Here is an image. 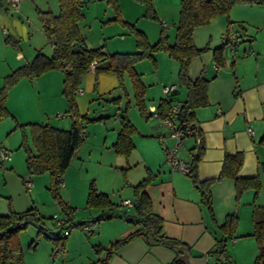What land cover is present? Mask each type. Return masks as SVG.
I'll list each match as a JSON object with an SVG mask.
<instances>
[{
    "label": "rangeland",
    "instance_id": "rangeland-1",
    "mask_svg": "<svg viewBox=\"0 0 264 264\" xmlns=\"http://www.w3.org/2000/svg\"><path fill=\"white\" fill-rule=\"evenodd\" d=\"M147 1L115 0L117 5L115 7L112 0H82L80 10L83 17L79 22V28L85 38V45L89 48L102 45L107 53L134 52L137 50L134 29L144 32L150 43L155 42L154 40H157L162 31L172 42L175 37L178 12L174 17L164 19L152 17L150 4ZM37 10H51L53 13H57L58 0H20L17 8L9 5L7 0H0V88L5 82L6 76L18 67L19 59L24 60L25 56L31 58L39 50L46 54L52 51L51 44L42 30ZM223 16L226 17V15ZM223 16L219 18L221 21L224 19ZM163 23L166 24L165 28H163ZM3 30H6L7 35L15 38L17 42H5L6 33ZM219 30L220 26L215 25V22L211 25L207 23L196 26L193 31V41L198 47L209 45L213 48L217 44L216 40L221 37ZM153 57L154 61L151 57H143L134 64V69L140 73L144 84V102L147 109L144 115L136 105L133 86L127 72L123 74L121 80L114 75L116 86L105 89V92H100L103 88L101 86L103 81L101 78L98 79L93 71H89L83 76L80 88L86 90L87 86L91 92L88 98L86 96L80 99L78 106L82 115H85V118L81 119L85 125V138L77 149L76 157L72 159V163L63 173V176L65 174L72 175L76 190L82 186H89V183L93 181L97 189H116L114 191L117 193L123 188H128L127 179H135L136 182H139L137 180L150 175L149 171L143 167V160H146L144 152L152 155L150 160L152 166L157 162L156 154L159 155V151L164 155L160 136H169L170 129L153 114L151 104H157L161 98L182 101L186 96V91L182 86H178L177 92H170L168 95L164 93V86H169L172 83L178 85V64L164 50L155 51ZM194 69L190 70L189 68V75L192 78L195 74ZM46 73L53 75L46 82L40 75L31 79L21 77L7 90L6 104L12 117L9 116L0 122V150L9 151L11 157L19 159V163L17 162L16 166H12V168H10V162L6 161L5 164H0V214L8 212L9 201H19L17 196L21 194L22 190L27 196L34 194L36 190L38 194L35 201L32 202V206L44 217L47 228H44L43 232L51 238L46 237L33 224L19 231L18 241L22 255V262L20 261L19 264H63L64 256L70 257L73 264H78L80 259H88V255L92 258L89 260L96 258L93 256H97V252L90 247L91 243L95 242L96 232L83 231L80 225L73 226L69 236L73 235L74 241L67 247L66 240L69 236L60 235L61 238L58 237L60 229L51 217L54 212L63 216V209L48 189L50 184L48 172L29 174L25 164L24 148L20 145L22 128L16 127L19 122L16 121L14 117L16 115L11 111H16L20 116L32 118L31 120H36L41 115L44 116L45 113L44 120H37L57 124L55 122L60 123L64 119L69 121V126H71V118L66 112L67 105L62 111L57 110L56 107L59 106L58 100H62L64 97L62 76L58 79L62 72L58 69H51ZM56 73L57 81L54 77ZM87 75L91 77L89 83H86L85 80ZM77 95H82L80 90ZM58 114L64 115V117L60 118L61 115ZM121 114L127 115L135 127L133 134L135 149L132 158L139 163L130 170H123L120 167L115 160L120 158V154L112 151L110 147V135L116 136V130L119 129V122L115 124L113 119H118ZM24 130L28 133L29 129L27 127ZM107 134L109 137L106 139ZM186 137H190V135ZM173 142L174 140L169 139L170 145ZM179 154L178 151L177 155L179 156ZM21 170L26 172L21 173ZM21 176L24 179L26 176L32 178L30 189H26ZM58 192L61 199H66V187L59 185ZM110 197L114 202L119 203V199H116L115 195L113 197L111 192ZM26 204L22 205L20 210L27 208ZM254 206L264 205L255 203ZM77 209L79 212L77 220H80L86 210L83 204ZM93 224L91 227H95ZM33 241L35 242L34 248L30 247Z\"/></svg>",
    "mask_w": 264,
    "mask_h": 264
},
{
    "label": "crops",
    "instance_id": "crops-1",
    "mask_svg": "<svg viewBox=\"0 0 264 264\" xmlns=\"http://www.w3.org/2000/svg\"><path fill=\"white\" fill-rule=\"evenodd\" d=\"M179 2L180 0H151V5L155 16L164 19L174 17L177 14ZM219 18H222V16L215 17L208 23L211 25L215 22V25L220 26L219 33L221 37L216 40L215 43L217 44L214 47L222 44L229 20L233 21L230 25L233 29L238 28L239 24L242 25L245 34L234 49L225 45L224 65L219 66L214 62L212 48L209 45L208 51L193 58L190 63V70L195 68L194 77L202 75L209 79L208 104L197 107L194 111V123L199 129L200 137L204 143L202 158L197 163V177L199 181H207L217 177L222 167L224 154H234L237 151H242L243 161L237 175L241 177L258 175L261 183L260 190L255 195L253 189H245L239 199L236 200L232 179L225 177L214 180L210 184L213 212V217H211L205 204L201 201L200 192L195 187L192 178L187 174L172 170L165 162L163 152L159 151L160 154H156L157 162L153 166L150 162L152 155L144 152L146 160H143V167L152 175L150 183L146 187V192L151 198L153 211L163 218L164 232L186 243L190 255L195 257L205 255L207 264H221L210 257L208 252L215 246L216 240L222 236V231L218 226L224 221L227 214L235 212L238 217L235 232L237 236L228 238L229 253L234 264H251L257 252L255 239L251 235L253 229L252 209L255 203L264 205V144L259 142L261 136L264 135V4H236L230 9L229 14L222 19L223 21ZM34 56L31 58L25 56L24 60L19 59L18 66L29 63ZM47 74L45 72L40 75L45 82L53 76ZM105 74L100 73L97 75L98 79L101 78L103 81L101 85L103 88L100 92H105V89L116 86L114 75ZM61 76L62 74L60 77L58 76V79ZM54 77L57 81V73ZM90 79L91 77L87 75L85 78L86 83H89ZM86 90L80 88V94L82 93V95L76 96L77 106H79L82 97L87 96L88 98L91 95L87 86ZM177 91L178 85L175 92ZM169 93L165 94L168 95ZM58 101L57 110L62 111L66 105V100L62 97V100L59 99ZM177 102L173 101V103ZM157 104H151L153 114L157 113ZM11 111L16 115L14 117L19 123L42 121L37 119L44 120V116L46 118L44 113V116L41 115L42 118L38 116L40 118L31 120L32 118H26V116L18 115L14 110ZM79 112L82 114L81 111ZM62 117L64 115H61L60 118ZM113 120L116 124L119 122V117ZM68 122L63 119L60 123L55 122L57 124L44 121L39 123H50L57 128L68 129L70 127ZM118 130L117 128L116 136L110 135L111 148L116 140ZM107 137H109V134H107L106 139ZM200 137L194 134L183 138V142L179 147V157L181 159L186 162L190 161L191 155L196 152V148L193 149L192 147L197 145ZM167 138L168 143L169 139L173 141L172 137L168 136ZM104 143L106 142L104 141ZM133 143L134 148L127 156L120 154V156L117 155L120 158L115 159L123 170L133 169L139 163L132 158L135 149L134 140ZM76 153L77 150L72 159L76 157ZM72 159L70 163H72ZM6 161L10 162V168L15 167L17 162L19 163V159L16 160L15 157H11L9 161H0V164H5ZM25 172L21 170V173ZM23 179V176H21V180ZM136 183L135 179H127L128 188H123L117 193L115 192L116 189L100 190L98 188V191L108 195L114 205L110 209H96L86 207L88 185L76 190V184L71 174L68 176L65 174L62 177L60 186L66 187L67 191L66 199L62 198L66 207L63 210V216L67 215L68 219L75 225L83 223V225L91 226L95 223L93 224L95 227H91L89 231L96 232L95 242L91 243L90 247L97 252V256H93L96 258L89 260L92 258L88 255V259H80L78 264H99V259L105 258V249L102 250V248H108L112 242L123 238L136 228V225L130 221L133 219L134 214L132 209L134 201L133 185ZM109 191L113 197L115 195L116 199H119V203L112 200ZM21 194V197L20 195L17 196L19 201H9L7 211L11 208L20 212L29 207H34L32 202L37 198V191L35 190L34 194L27 196L22 190ZM125 200H128L129 204H125ZM25 204L27 208L20 210L22 209L20 207ZM82 204L86 211L80 220H77L79 213L77 207ZM35 210L37 211L36 208ZM1 213L4 214V212ZM100 214L111 215V217L95 221V218ZM72 228L73 226L69 234ZM69 234L66 236H69ZM73 241L74 236L70 235L66 240V247ZM98 246L101 247L100 252L95 248ZM176 256L174 251L166 247H149L142 238L137 237L118 248L105 264H186V256L185 263L174 262ZM62 263L73 264L70 257L67 256H64Z\"/></svg>",
    "mask_w": 264,
    "mask_h": 264
},
{
    "label": "trees",
    "instance_id": "trees-1",
    "mask_svg": "<svg viewBox=\"0 0 264 264\" xmlns=\"http://www.w3.org/2000/svg\"><path fill=\"white\" fill-rule=\"evenodd\" d=\"M112 1L117 7L115 0ZM81 2L82 0H58L57 13H53L51 10H37L42 30L51 44L52 51L46 54L39 50L29 63L18 66L8 74L0 88L1 122L9 116L12 117L6 104L7 90L19 78L31 79L51 69H58L62 72V94L66 100V112L72 120L71 126L68 129H60L50 123L27 122L17 123L16 127L22 128L20 145L24 148L25 164L29 174L48 172L50 179L48 189L63 210L66 207L58 192V186L62 182L64 171L85 137V125L84 121L81 120L85 118V115L80 114L76 103V95L80 90L83 76L92 70L96 76L100 73L113 74L121 80L123 74L127 72L133 86L136 105L141 114L144 115L147 110L144 102V84L140 73L135 71L134 64L143 57H151L154 61L153 53L157 50H164L178 64V86L185 89L186 96L177 103H173L172 99L161 98L156 106L157 115L161 120L167 117L171 118L177 124L178 129L182 130L194 123L195 109L208 104L209 79L202 75L194 78L189 75L192 59L209 50V46H196L193 41L194 28L209 23L215 17L227 16L230 9L236 4H264V0H180L175 37L172 42L162 31L157 40L150 43L144 32L134 29L136 51L107 53L102 45L94 48L85 45V38L79 28V22L83 17L80 10ZM147 2L151 8L150 15L155 17L151 0ZM232 23L233 21H228L224 34L229 31L237 33L239 39L235 41V47L245 33L242 25L239 24L238 28L233 29L230 27ZM4 33H6L5 42H17L15 38L7 35L6 31ZM225 45L223 39L221 45L211 49L212 58L219 66L225 63ZM93 62L94 64L91 66ZM175 90L171 93H175ZM174 104L179 105L176 117H172L171 114ZM80 123L83 124L82 127ZM27 127L28 133L24 130ZM134 131L135 127L127 115L121 114L119 116L118 134L112 144L116 153L127 156L132 151L134 148L132 139ZM197 135L200 137L199 129ZM259 142L264 144V135L261 136ZM192 148H196V152L191 155L190 161L187 162L190 166L187 175L192 178L195 187L199 190L201 201L205 204L211 217H213V212L210 184L214 180L225 177L232 179L236 200L239 199L242 191L248 188L253 189L254 194L257 195L261 187L259 176L241 177L237 175L243 161L242 151H237L234 154L225 153L218 176L207 181H199L197 163L202 158L203 139L200 137L197 145ZM151 176L148 175L133 185L132 209L134 214L130 221L136 225V228L123 238L112 242L108 248H102V250L105 249V258L99 259V264L108 262L118 248L137 237L142 238L149 247L162 246L174 251L177 255L174 262L185 263V255L180 250L187 249L186 243L167 235L163 230L162 216L153 211L151 198L146 192ZM113 205L108 195L98 191L94 182L91 181L87 190L86 207L110 209ZM109 217L111 215L100 214L95 218V221ZM251 217L253 224L251 235L254 237L257 247L256 255L251 264H264V206H253ZM30 224L38 227L42 233H44L43 229L47 228L44 217L37 213L34 207H29L20 212L9 208L8 212L0 214V264H19L20 261L22 262L18 233ZM82 225L83 223L80 224V227ZM237 225L238 217L235 212H232L227 214L224 221L218 226L222 231V236L216 240L215 246L208 252V255L213 257L215 261H219L221 264H234L229 253L228 238L237 236L235 234ZM72 226H75V223L72 222ZM60 231L59 238H61ZM45 236L51 238L47 234ZM34 243V241L31 242L30 247L34 248ZM96 250L100 252L101 247L98 246Z\"/></svg>",
    "mask_w": 264,
    "mask_h": 264
},
{
    "label": "built area",
    "instance_id": "built-area-1",
    "mask_svg": "<svg viewBox=\"0 0 264 264\" xmlns=\"http://www.w3.org/2000/svg\"><path fill=\"white\" fill-rule=\"evenodd\" d=\"M20 0H8L9 5H12L14 8H17L19 5ZM166 24L163 23V28H165ZM6 30H3L5 32ZM223 39L225 40L226 45H228L231 49H233L235 41L239 38H237V33L234 31H229L228 33L223 35ZM94 62L91 66H93ZM177 87L176 84H171L169 86H164L163 91L164 93H169L173 90H175ZM179 105L174 104L172 106L171 114L172 117H176L178 113ZM61 115V114H59ZM155 116H157V113H154ZM163 124L167 125V127L170 129L169 136L173 138L174 142L172 145L167 143L166 139L168 136H160V141L163 146L164 156H165V162L170 166L172 170L179 171L183 174H188L190 171L189 164L181 159L177 153L179 151V147L181 143L183 142V138L188 135L197 134L198 127L195 125V123L186 126L182 130H179L177 127V124L173 122V120L169 117L164 118L162 120ZM80 126L82 127L83 124L80 123ZM11 158V153L9 151L0 150V161L9 160ZM32 178L30 176H26L24 179L25 187L26 189H30L32 186ZM125 204H129L128 200L124 201ZM69 217L61 216L59 217L56 213L52 215V219H54L55 225L61 229L60 235L66 236L69 234L72 222L68 219ZM82 230L89 231L91 230L90 225H82ZM57 254V252H56Z\"/></svg>",
    "mask_w": 264,
    "mask_h": 264
},
{
    "label": "water",
    "instance_id": "water-1",
    "mask_svg": "<svg viewBox=\"0 0 264 264\" xmlns=\"http://www.w3.org/2000/svg\"><path fill=\"white\" fill-rule=\"evenodd\" d=\"M181 253L186 256V264H207L206 256L195 257L190 255L188 249H181Z\"/></svg>",
    "mask_w": 264,
    "mask_h": 264
}]
</instances>
